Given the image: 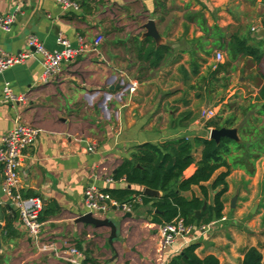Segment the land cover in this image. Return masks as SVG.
<instances>
[{"label":"crops","instance_id":"crops-1","mask_svg":"<svg viewBox=\"0 0 264 264\" xmlns=\"http://www.w3.org/2000/svg\"><path fill=\"white\" fill-rule=\"evenodd\" d=\"M78 2L88 8L64 11L57 0H0V13L15 18L10 32L0 29V49L10 55L32 52L29 47L32 36L49 51L59 49V37L69 40L75 48L80 46L79 38L89 46L100 33L109 41L107 46L104 41L96 52L87 48L65 67L61 81L49 86L42 84L44 69L38 54L0 74V141L17 120L41 129L38 140L23 159L20 191L25 197L42 199L44 209L51 202L61 209L58 216L43 222L44 232L55 242L57 250L41 252L20 220L19 212L10 206L1 179L0 264H72L63 253L78 243L97 264H170L175 251H182L181 240L173 247L161 248L162 226L152 222L150 207L132 212L111 208L106 213L93 214L96 219L115 225L117 231L112 241L111 227L77 223L80 216L89 213L86 190L90 185L108 189L107 180L137 146L210 137L211 130L192 109L198 92L189 89L197 81L192 69L197 63L200 73L207 76L209 71H216V65L225 63L227 54L223 51L222 63L215 60L219 52L216 48L210 56L206 55L215 39L190 20L191 14L194 17L202 12L209 28L219 27L227 40L233 36L246 39L261 53L260 64L250 57L236 63L230 81L238 83L230 87L227 98L239 96L238 101L255 102L264 84V0ZM149 19L156 22L163 45L173 50L171 59L156 70L160 71L161 81L146 75L151 71L133 52V38L143 40L145 31L141 27ZM248 62H253L250 70L253 74L248 75V71L244 77ZM182 70L187 71L190 81L185 82ZM221 72L218 77L225 73L228 77L227 72ZM6 83L12 85L16 94L31 92L28 104L6 101L3 95ZM118 86L120 89H116ZM176 88L179 91L172 93ZM204 89L205 95L208 90ZM227 100L223 103L227 104ZM188 112L192 115L186 120L183 116ZM204 112L202 118L207 122L209 118L204 117ZM215 112L218 113L217 109ZM91 146H95V151L88 150ZM201 151V145L195 147L197 162ZM196 170V164L192 165L185 177H191ZM225 171L219 170L213 180ZM211 182L206 186L210 187ZM227 182L228 192L223 197V217L227 220L219 221L201 236L196 254L200 258L214 255L220 264H242L245 253L257 248L264 260V157L256 163L254 175L236 169ZM112 186L121 187L124 183ZM216 193L210 191L208 204H212ZM183 196L203 199L199 187ZM128 213L132 216L124 218ZM8 225L12 234L7 231ZM83 255L85 263L87 256Z\"/></svg>","mask_w":264,"mask_h":264},{"label":"trees","instance_id":"trees-1","mask_svg":"<svg viewBox=\"0 0 264 264\" xmlns=\"http://www.w3.org/2000/svg\"><path fill=\"white\" fill-rule=\"evenodd\" d=\"M73 1L79 5L80 9L88 8L85 3L80 4L78 0ZM192 16L191 14L190 20L195 21L203 32L211 33V37L215 39L212 43L213 47L205 51L206 55L210 56L216 48L219 52H226L227 60L223 65H216V71L212 73L209 71L207 76L200 73V68L196 63L192 69V76L197 81L189 89L197 91L204 85L202 88L206 87L211 94L218 93L220 89L228 91L231 87L230 74L236 72L237 62L250 57L260 64L262 55L249 44L248 40L238 36L227 40L223 30L219 27H208L202 12ZM132 46L138 61L146 65L147 71L151 72L159 70L173 56V50L168 45L157 46L151 38L143 40H140V37L133 38ZM221 71L227 72L228 77H218ZM181 73L185 82L190 81L186 70H182ZM262 79L264 80V74ZM202 94V92H197V98H202ZM252 101L253 99L240 102L235 98L233 105L225 107L228 112H232L231 114L224 117L218 113L206 122L208 130L237 128L239 141L224 137L218 143L203 137L194 140L182 138L160 144H142L133 149L130 158L125 159L112 176L116 182L122 181L124 186H111L103 192L109 196L111 201L120 205H128L132 211L141 207H150L148 214L152 222L161 226L179 219L186 226L199 228L221 220L224 211L223 197L229 188L227 179L233 170L241 169L252 176L256 171V163L264 157V84L255 102ZM242 113H250L243 123ZM191 115L192 113L188 112L183 117L188 120ZM198 145L202 146V151L201 158L197 162L192 151ZM194 164L197 166L196 172L186 178L185 172ZM223 168L226 171L213 180L216 173ZM209 182L211 185L207 187L206 184ZM194 187H199L203 199L195 196L187 199L183 196V193L191 192ZM146 188L162 194L152 206L153 199L143 193ZM210 191L217 193L212 204H208L203 210L204 203L209 201ZM60 211L59 206L51 202L41 213L40 220L47 222L58 216ZM198 211H201L199 218L196 216ZM7 231L12 234L10 225L7 226ZM76 247L87 256L85 264H97L88 258L89 253L82 249L80 243ZM197 248L196 244L185 248L181 254L171 260L170 264H220L219 259L214 255L200 258L196 254ZM242 264H264L263 254L257 248H250L245 253Z\"/></svg>","mask_w":264,"mask_h":264},{"label":"built area","instance_id":"built-area-1","mask_svg":"<svg viewBox=\"0 0 264 264\" xmlns=\"http://www.w3.org/2000/svg\"><path fill=\"white\" fill-rule=\"evenodd\" d=\"M57 3L64 11L79 10V5L73 0H57ZM15 23V18L11 15H2L0 13V29L10 32ZM256 31V29H253ZM105 40L104 34H98L94 41L89 45L84 44V40L79 38L80 46L75 48L69 40L59 37L57 45L59 49L49 51L40 42V40L32 36L29 41V47L32 52L23 53L17 56L10 55L0 49V74L5 73L15 65L22 64L35 54L40 55L41 64L43 66L42 84L52 85L61 81L65 67L70 64L79 55L86 52L87 48L93 52L98 51ZM216 62L225 61L222 52L216 53ZM134 91V89H133ZM3 95L6 101L12 104L25 105L31 100L32 93L16 94L10 83H6ZM217 115L215 111L204 112L205 118H213ZM41 134V129L32 124L22 123L17 120L13 129L7 132L0 141V163L2 164V189L9 198L10 206L19 212L20 220L27 229L30 237L41 252H54L57 250L56 244L44 232L45 224L40 220V215L44 211L45 205L42 199L25 197L20 191V169L26 152L36 143ZM90 152L95 151V146L88 149ZM122 182V181H121ZM112 177L107 180L110 186L117 184ZM86 207L89 213L98 214L106 213L111 208H118L124 212H132V208L128 205H120L111 201L109 196L103 190L95 185H90L85 193ZM222 217L221 220L215 221L209 225L202 227L186 226L182 220H175L171 224L161 227L160 245L163 250L173 247L177 240H181L182 251H175L174 256H178L183 250L193 244H197L202 235L209 233L219 221H226ZM200 233L198 236L195 234ZM202 233V234H201ZM181 252V253H180ZM65 259L72 264H85L83 262L84 255L77 247H69L68 251L63 253Z\"/></svg>","mask_w":264,"mask_h":264},{"label":"water","instance_id":"water-1","mask_svg":"<svg viewBox=\"0 0 264 264\" xmlns=\"http://www.w3.org/2000/svg\"><path fill=\"white\" fill-rule=\"evenodd\" d=\"M145 32L143 33L142 37L143 39L145 38H151L153 39V41L156 43L157 46H161L164 43V39L162 38L158 28H157V24L153 19H149L147 21V23H145L142 27H141ZM228 38L231 37V34H228L227 36ZM116 89H120V86L116 87ZM113 90V89H111ZM177 91H179V88L173 89L171 92L172 93H176ZM230 138L233 139L235 141H239V135H238V129L237 128H233V129H228V128H223L221 130H211L210 132V139L215 140L216 142H220L221 138ZM192 153H195V149L192 151ZM1 169H2V164L0 163V182L2 179V175H1ZM144 195L147 197L152 198L153 200H158L161 198L162 194L159 191H155L152 189H144L143 191ZM153 205V204H152ZM208 203L205 202L204 206H203V210H205L207 208ZM236 206V199H233L232 201V207L235 208ZM257 209V206L255 207V209L252 211V214H255V210ZM156 213H159V211H156ZM19 215V213H18ZM201 215V211H198L196 213V216L199 218ZM132 215L130 213H128L124 218H130ZM77 223H86L89 225H93L95 227H111L112 229V237L110 238V240L112 241L113 238L116 236V227L115 225L109 221V220H104L101 221L99 219H96L93 215V213H87L85 215H82L79 217V219L77 220ZM3 226L0 224V251L2 250V235H3Z\"/></svg>","mask_w":264,"mask_h":264},{"label":"rangeland","instance_id":"rangeland-1","mask_svg":"<svg viewBox=\"0 0 264 264\" xmlns=\"http://www.w3.org/2000/svg\"><path fill=\"white\" fill-rule=\"evenodd\" d=\"M105 36V35H104ZM105 45L107 46L109 41L108 39L106 38L105 36ZM253 67V62H248V63H245V72L242 74L244 77H246V72L249 71L248 75H252L253 73L250 72V70L252 69ZM133 73V72H132ZM136 75V72L134 73ZM146 75H148L149 78L151 79H157L156 81H161V78H160V71H152L150 73H146ZM227 74L225 73L222 78L224 77H227L226 76ZM238 81H231V86L232 85H235L237 84ZM204 86V85H202ZM197 90L198 93L202 92L203 94V97L202 98H197L195 99V103H194V106L192 107V109H194L199 117V119H202L205 123H206V119L202 118V115H203V112L204 110L207 112L209 110L211 111H215L217 109L219 115H223L224 117H227V113L228 111L226 110L225 107H227L228 105H233L234 104V99H238L239 96H234L232 99L230 98L229 100H227L228 96H229V90L227 91H224L223 89H220L218 93H215V94H211L209 91H206V94L204 95V87ZM223 99L224 101H228L227 104H224L223 102ZM241 102V101H240ZM221 104V105H220ZM223 105V106H222ZM226 105V106H225ZM217 106V107H216ZM219 106V107H218ZM222 107V108H220ZM199 108V109H198ZM202 108V109H201ZM221 109V111L219 112V110ZM222 109L226 110V111H223ZM224 112V113H223ZM217 113V112H216ZM217 113V115H218ZM242 117H241V121L243 123V121L247 120V118L249 117L250 113L249 114H244L242 113Z\"/></svg>","mask_w":264,"mask_h":264}]
</instances>
